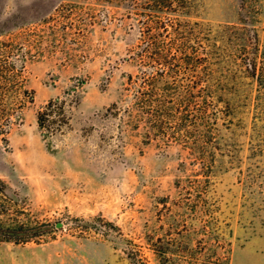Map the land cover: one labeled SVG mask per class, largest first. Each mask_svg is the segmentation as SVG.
Returning <instances> with one entry per match:
<instances>
[{
  "label": "rangeland",
  "instance_id": "374dc122",
  "mask_svg": "<svg viewBox=\"0 0 264 264\" xmlns=\"http://www.w3.org/2000/svg\"><path fill=\"white\" fill-rule=\"evenodd\" d=\"M188 3L218 109L210 143L203 124L154 137L105 114L132 108L145 0H0V41L24 42L43 18L67 25L55 30L58 52L20 58L34 100L0 133L9 193L28 199L32 219L63 224L44 226L40 243L0 242V264H159V242L184 264H264V87L245 66L253 55L264 65V0ZM51 98L66 101L63 133L37 125ZM79 218L92 228H75ZM102 219L113 224L105 236L93 228Z\"/></svg>",
  "mask_w": 264,
  "mask_h": 264
},
{
  "label": "trees",
  "instance_id": "16d2710c",
  "mask_svg": "<svg viewBox=\"0 0 264 264\" xmlns=\"http://www.w3.org/2000/svg\"><path fill=\"white\" fill-rule=\"evenodd\" d=\"M145 4L148 13L141 14L139 41L130 51L131 58L143 70L141 74L128 73L126 77L125 90L131 95L132 108L123 109L112 103L105 114L114 118L132 117L134 129L143 124L154 137L168 132L173 136L183 135L195 126L191 124H203L207 138L204 143H210L215 136L218 109L212 96L206 50L194 25L185 18L189 15L188 0H145ZM51 21L50 17L43 18L37 25L40 27H29L24 42L0 41V133L10 125L19 109L34 100L33 91L26 87L20 58L29 56L35 60L60 50L55 30L64 31L67 25H47ZM43 26L51 29L50 39ZM245 66L249 75L264 87V65L258 63L256 56L245 59ZM37 125L49 134L68 129L70 116L65 99L51 98L39 108ZM9 189L0 177V242L40 243L45 240L42 238L46 232L42 230L44 226H49L51 232L61 227L62 219L50 225L32 219L28 199L17 192L12 196ZM83 221L84 218L74 219V227L79 231L92 228ZM96 224L93 228L104 236L113 228L111 222L103 219ZM151 245L159 264H184L176 259L171 246L160 242ZM142 264L145 263L142 261Z\"/></svg>",
  "mask_w": 264,
  "mask_h": 264
}]
</instances>
